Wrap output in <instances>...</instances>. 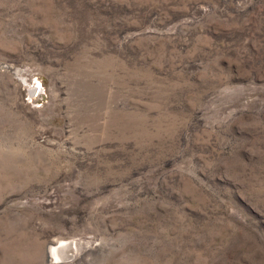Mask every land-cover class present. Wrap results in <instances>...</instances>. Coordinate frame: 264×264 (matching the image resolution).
Returning a JSON list of instances; mask_svg holds the SVG:
<instances>
[{"label": "rangeland", "instance_id": "1", "mask_svg": "<svg viewBox=\"0 0 264 264\" xmlns=\"http://www.w3.org/2000/svg\"><path fill=\"white\" fill-rule=\"evenodd\" d=\"M0 264H264V0H0Z\"/></svg>", "mask_w": 264, "mask_h": 264}, {"label": "bare ground", "instance_id": "2", "mask_svg": "<svg viewBox=\"0 0 264 264\" xmlns=\"http://www.w3.org/2000/svg\"><path fill=\"white\" fill-rule=\"evenodd\" d=\"M63 248H64V245L62 244H60L57 247H50L48 254L51 257L59 256V255L61 256V253L64 250Z\"/></svg>", "mask_w": 264, "mask_h": 264}]
</instances>
